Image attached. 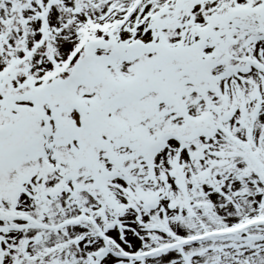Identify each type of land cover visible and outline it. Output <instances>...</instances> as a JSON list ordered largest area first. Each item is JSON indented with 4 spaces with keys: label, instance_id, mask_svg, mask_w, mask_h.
Wrapping results in <instances>:
<instances>
[{
    "label": "snow or ice",
    "instance_id": "1",
    "mask_svg": "<svg viewBox=\"0 0 264 264\" xmlns=\"http://www.w3.org/2000/svg\"><path fill=\"white\" fill-rule=\"evenodd\" d=\"M0 264H264V0H0Z\"/></svg>",
    "mask_w": 264,
    "mask_h": 264
}]
</instances>
